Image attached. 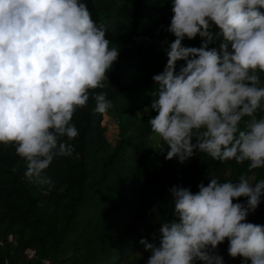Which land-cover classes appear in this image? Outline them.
I'll return each instance as SVG.
<instances>
[{
  "label": "clouds",
  "instance_id": "1",
  "mask_svg": "<svg viewBox=\"0 0 264 264\" xmlns=\"http://www.w3.org/2000/svg\"><path fill=\"white\" fill-rule=\"evenodd\" d=\"M171 3L165 31L175 39L162 42L167 63L152 77L158 87L143 112L167 146L165 159L183 164L199 152L248 162L247 172L264 168V116L255 115L264 112V0ZM107 31L81 0H0V144L13 145L26 161L25 178L49 190L54 183L44 171L75 151L74 113L105 87L118 59ZM197 36L199 47L183 45ZM217 41L219 48L210 47ZM91 98L99 113L111 105L105 92ZM247 172L200 183L195 193L170 188L175 219L162 222L154 242L140 240L151 253L147 264H224L216 250L225 240L233 259L264 264V226L247 222L264 180L252 183ZM241 197L246 203L234 202Z\"/></svg>",
  "mask_w": 264,
  "mask_h": 264
},
{
  "label": "trees",
  "instance_id": "2",
  "mask_svg": "<svg viewBox=\"0 0 264 264\" xmlns=\"http://www.w3.org/2000/svg\"><path fill=\"white\" fill-rule=\"evenodd\" d=\"M81 2L86 3L97 24L107 26L106 38L110 41V48L119 50L118 59L107 73L105 87L92 90L86 106L74 113L72 123L79 135L69 141L75 149L73 156L54 158L44 171L43 175L54 183L51 190L47 185L26 179V161L16 154L13 145L0 144V264H17L25 258L29 248L66 246L68 238L75 232L80 236L71 246L84 251L77 264L110 263L121 258L128 247L140 244L141 239L148 242L157 239L162 222L175 219L168 191L173 187L171 165L165 162L162 171L149 169L151 152L148 141L155 134L148 116L141 117L137 113L150 105L151 93L158 87L152 77L162 72L167 63L163 51L167 45L162 42L175 39L165 31L173 15L171 0ZM125 43L127 45L119 47ZM182 43L187 47H199L201 38H185ZM210 47L219 48V41ZM183 63L177 62V70ZM261 78L264 80V74ZM97 92L107 94L110 106L121 115V119L119 136L111 154L95 158L110 146L102 126L103 113L95 110V101L91 98ZM155 114L151 112V115ZM255 115L259 118L264 112L258 110ZM248 119L243 118L241 129ZM247 163L221 162L196 152L191 157L190 166L183 171L181 186L195 193L200 183L206 186L213 178L220 182L236 181L247 172ZM250 174L254 175L253 183L264 180V168L247 172ZM61 188L64 190L60 191ZM260 199L264 200V196ZM63 201H66L70 214L57 226L48 215L46 206ZM242 203H246V198ZM88 212L98 217L92 225L93 218H87ZM149 212H154V225L149 224L132 241L121 246L111 245L113 241L107 236L109 230L116 229L135 214L148 221ZM140 218L138 220L142 222ZM247 222L264 226V210L253 219L248 215ZM143 225L144 222L135 224V227ZM10 234L17 236L16 246H10Z\"/></svg>",
  "mask_w": 264,
  "mask_h": 264
},
{
  "label": "rangeland",
  "instance_id": "3",
  "mask_svg": "<svg viewBox=\"0 0 264 264\" xmlns=\"http://www.w3.org/2000/svg\"><path fill=\"white\" fill-rule=\"evenodd\" d=\"M124 45H127V43L119 47L121 48ZM145 108L140 109L137 112L139 116L141 117L147 116L143 114ZM120 119H121V115H119L112 106H110L108 110L103 113L102 126L104 127V135L107 141L110 143V146L107 150L102 151L98 156H95V158L101 156L106 157L111 154L112 149L119 136ZM4 149L6 150V148ZM148 150L151 152V157L148 160L149 169L162 171L163 164L165 162H169L171 165V180L173 186L182 185L183 171L190 166L191 158L186 160L183 164L180 163L177 158H173L172 160H166L165 155L168 150L167 146L164 145L163 141L156 135H153L149 138ZM160 150H163V152H161ZM248 176L250 182L253 183L254 175L250 174ZM243 198L244 197H241L239 198V200H235L234 202L242 203ZM46 210H48V215L57 226H60L70 214L66 201H63L58 205L48 204L46 206ZM263 210H264V200H261V203L255 210V212L249 214L250 218L251 219L255 218ZM148 217L149 220L145 221L143 220V218H140L139 215L135 214L132 216L131 219L125 220L116 229L109 230L107 232V236L113 241L111 245L121 246L127 241H132L140 233L144 232L149 227V224L154 225L155 224L154 212H149ZM87 218H93L91 225L98 219L97 215L91 214L89 212ZM139 218L142 220V222L138 220ZM143 222H144L143 226H140L138 228L135 227V224L138 225ZM84 234H88V231H84ZM78 236H80L79 232L72 233L71 237L68 238L66 242V246H61L62 248L53 245L46 247H38L37 249L29 248L25 252L26 255L25 258H22L21 261H18L17 264H46V262L47 264H77V261L81 259V257L84 255V251L80 250V247L71 246L72 243L77 240ZM8 242L10 243L11 247L16 246L17 236L10 234L8 236ZM152 242H154V240H152ZM227 248H228V241L225 240L224 243L220 244L216 250L217 254L221 255L224 258V264H242L241 258L237 257L233 259L228 255ZM128 249L129 250L125 254L121 255V258H116L112 260L110 263L106 262L104 264H147V260L150 257L151 253L145 250L144 245L138 244L137 246L135 245L132 247H128ZM6 264H8V262H6Z\"/></svg>",
  "mask_w": 264,
  "mask_h": 264
}]
</instances>
